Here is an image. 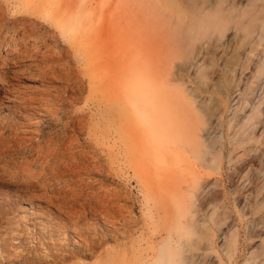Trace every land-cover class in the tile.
I'll return each mask as SVG.
<instances>
[{
	"label": "rangeland",
	"instance_id": "374dc122",
	"mask_svg": "<svg viewBox=\"0 0 264 264\" xmlns=\"http://www.w3.org/2000/svg\"><path fill=\"white\" fill-rule=\"evenodd\" d=\"M209 1L212 2L213 0ZM62 2H65L64 6L66 8L68 6V10L70 9L68 11L69 14L65 12L66 10H64ZM0 7H2L0 11H3L0 14L2 15L3 13V15H5L3 18L0 15V24H6L5 26L8 28L18 27L19 29L21 22L20 24L19 21L15 23L17 22L15 20L22 16L35 20L36 25L31 24V26H35L34 28L35 30L37 29V33L34 32L33 27H29V24L27 27L26 24H24V30H26L28 35L30 34L29 32H31L32 36L35 35L34 37L37 38V43L40 46L37 45L39 50L41 48V50L44 51L40 44L42 42H47L49 47L47 46L46 49L48 50V48H50L54 50H48L49 54H54L53 56L60 58V61L57 60L58 62L56 61L55 64H65L64 66L62 65V68L65 69L66 66V69H69V73L68 71L66 72V69L65 71L61 70L62 68L58 71L55 70L58 77L54 74L56 76L54 77L56 82L52 81L50 84V82L45 80V75L42 73L44 72L42 69L45 64L40 58L41 55L38 56L42 51L38 53L39 50L37 48L36 50L33 46H27L28 43L26 44L27 48L24 46L26 50L22 49L23 46H17L15 47L16 49H14L10 40L13 32L10 30H3V32H0V132L3 131L2 138L7 140L11 138V144L15 146L13 141H19L20 138L18 136L25 134L23 132H35L34 130H36L35 127L37 126L47 131V123L46 119H44L46 118V113L44 110L46 106L49 109L52 105L55 104L54 106H56V103H58V101L55 100V92L53 90L69 84L70 88H73V93L70 94L71 97L67 95V101L69 100L70 102H67L65 105L63 104L66 110L58 103L56 107H61V112L55 118H58L57 120L59 122L81 119L86 123V126L83 128L84 130L82 129L79 132L80 134L78 133L79 139H81L82 142L91 140L95 145L93 150H95V152L97 151L96 153H100L101 150L102 152L100 154L103 155L102 160L104 159V162L106 161V163H109L107 167L109 172L106 175H110L107 181L104 178L101 179V176L95 177L92 175V177H94L95 180L99 179V183L100 181H102L101 183L104 182L103 184L106 186L117 187V189L121 190L123 193L124 200L127 201V206L130 208L133 207V218L136 224L134 223L135 225H132L133 227H131L132 230L129 237L123 239L124 241L118 242H120V244H126L127 246L125 257L127 256L129 259L135 257L138 261L137 264H149L155 243L159 240L158 231L160 230L156 228V218L158 215L162 214L159 210H155L154 207L161 205L163 199L161 194L173 188H179L180 186L184 196L190 195L191 166L184 157V153V156H177L175 162L173 161L176 156H173L172 160V153L166 154L168 160L165 162L155 161L154 150L156 146L151 142V138L154 137L152 133L159 131L158 124L155 125L157 128L156 130L151 129L148 123H138V128L133 131L132 124L122 130V134L125 137L130 136L132 139V156L129 155L127 148L122 142V137L109 116V111L118 102L119 104H123L126 109H128V112L131 110L130 104L126 99L127 92L125 94L124 89L128 82L127 80L130 78L132 79V0H0ZM4 17H6V19ZM68 21L76 25L75 30L70 31L65 28L64 23ZM40 31L42 32V36H40ZM52 33L56 36L49 35ZM37 34L39 36L36 37ZM227 35H229V39L225 38L219 42L216 41L213 35H209L201 42L202 48L199 53V63H201V68H204L206 77V79H204V84H200L199 80L198 83H194L195 80L192 69L188 71V76L183 75L185 70L177 71L173 69L177 74V79L163 86L161 97L167 108V115L162 128H166L168 133L173 134L174 130L169 128L178 126L183 122L174 120L176 115L171 114L174 111L172 109L181 110L180 117L184 121H189L191 114L189 115L188 113L194 108L195 133L194 136L191 137L190 131L185 129L183 131L184 142L189 144L194 151H199L201 146L207 145L212 151H220V153L224 155L223 157H225L229 150L228 142L235 130V123L232 124V126H228L225 122L229 117L230 108L228 104L223 108L221 118L217 115V111L220 108H217L216 99L221 97L222 92L219 86L221 84L222 87H225V81L230 80L232 70L238 72L241 69L244 64L246 53L250 50V43L241 41L237 36L233 37L231 30L228 31ZM50 36H52V38ZM49 37L51 39H48ZM52 39L53 41H51ZM27 41L32 43L30 39ZM47 50L46 52H48ZM58 51L61 56L57 54L59 53ZM19 52L21 53L19 54ZM8 53L9 55H7ZM49 65L52 67L55 66L54 63L50 62ZM59 66L60 65L55 68L59 69L61 67ZM61 72L62 74L65 72L66 76V73H68L69 77H65L68 79L63 78L64 75L62 76ZM245 74H248V71H246ZM245 74L242 76L237 75V78L240 79L238 88L243 93L240 99L242 106L247 97L256 101L258 96L264 94V83L261 88H258L254 84H251L250 81L246 80ZM183 85L191 86L194 89L196 95L195 101L192 97L186 95ZM76 86H78V88ZM80 86L83 89H81ZM252 86L255 92L248 96L245 95ZM154 87H157L156 84ZM227 88L228 92H233L228 86ZM118 92L120 93V99L117 98ZM41 97L45 102V107L39 110V115L33 116L35 120L32 115L28 118L27 114L29 113L25 111L24 106H27L31 101H35L36 98L41 99ZM154 99L155 103L159 106L161 101L160 97L156 96ZM52 108L54 107L52 106ZM53 130H56V128ZM21 132L23 134H21ZM218 137H220V139ZM259 138L258 141L251 140V144L249 145L255 144L256 147L258 146V148H260V151H262V157L260 159L257 158V154L260 151L256 150L232 163H228L227 159L223 158V165L218 170L206 168L202 166L199 161L195 164L194 183L203 185L207 183L211 184V196L208 194L206 197L210 196L212 199H217L219 207H222L221 200L225 197L228 209L226 213L227 219L223 221L219 228L217 227L213 231L212 245L207 247L206 250L199 249L195 251L193 254L199 257L195 258L190 264H202V261H204V264H243L251 249L259 244L260 238L264 237L263 228L260 229L261 232H258V236H253V238H251V244H249V240L246 239L248 229L252 228L254 231L257 230L259 228L256 227L258 220H264V134ZM60 142L61 139L56 143L58 144ZM260 142L261 144L258 145ZM14 146L11 148L16 149L17 147ZM135 155H139L138 157H142L145 161L140 163L142 159L140 158L141 161H139L138 157H135ZM104 156H106L107 159ZM12 157L14 156H10L7 159L10 160ZM15 158L16 157L12 160H19L18 158L14 160ZM56 159L57 161L54 160L53 165L60 164V168L59 171H56L55 165L54 170L56 172L61 171L62 179H72V181L75 180L79 182L78 186L80 190H78L77 193L79 195L80 193L85 195H80L81 199H79L80 196L78 195L79 197L77 198V194H73L72 192L71 195L70 190L66 193L67 197L64 194L63 197L61 196L66 200V202H64L65 200L63 199L60 200L63 205L67 203L65 206L70 209L69 204H71V208L74 207L76 211H78V202L80 204H86V202L91 199V196H86L88 190L85 188L89 180L87 181V177L84 175L77 177V175L74 176L73 174L72 177L70 172L62 171L64 167L66 168V166L62 165V160L64 158L60 159L57 157ZM188 159L194 161L191 157ZM1 161L2 160H0V162ZM145 162L146 164H144ZM3 163H0L1 224L6 226L8 222L9 224L7 223V226H14L15 222L21 221L19 220L21 216H27L25 221L20 224V226L25 227L27 224H31L34 219L36 220L35 216L30 215L31 210H33L32 207L35 208L38 205H45L42 201H38L37 198L30 200V198L28 199V196L24 194L16 196L14 191L17 193L19 190L21 191L24 189V186L22 182H19L20 180L17 179L15 182L16 178H11V176L8 175V170L12 166H1ZM2 167L3 169L8 168L4 170L7 171L4 172L5 177H3ZM8 177L9 179H7ZM56 183H58V185H56ZM56 183L54 186L56 185L55 187H57L58 193V191L61 190L60 186L64 185V183ZM96 184L99 185L98 183ZM72 185H70V188ZM64 187L65 185L63 188ZM65 190L68 191L69 189L65 188ZM62 192H64V190ZM125 195H127L126 199ZM257 195L258 198L263 200L262 208L258 212L253 210L252 212H254V214L251 215L249 206L246 205L245 198L247 197L252 200L254 197H257ZM71 196L72 199L75 197L77 201H73L74 199L71 201ZM203 196L202 194L200 197ZM82 197H85V199L82 200ZM91 201L95 202L94 199H91ZM55 202L58 203V200H55ZM93 207L94 206H92V209ZM90 209L91 208L86 207L84 211L86 214L85 219L87 220L83 219L86 222L85 225H87V222H91L90 224L97 223L96 227H98V233L107 234V229L111 228L105 226L101 221L99 223V220L94 219L97 213H93L94 209L93 211ZM52 210L56 214L59 213L55 208H52ZM35 211L37 210H34V212ZM103 211L104 210L100 211L103 215L106 213L112 215L113 213L110 211ZM220 212L221 209L217 210L215 214L219 215ZM62 213L63 212L59 213V223L66 228L65 230L62 228L60 229H62L63 235L66 236V243L70 244L72 241L71 237L78 240V238L75 237V232L71 230L72 224L70 222L73 218H67L63 215L64 213ZM102 214L96 217H102ZM114 214L116 213L114 212L112 215L114 218L108 214L103 217H107L109 220L113 218L112 220L114 222L118 220L119 224L116 222V226L120 227L122 222L120 218L122 217L118 213L116 214L118 216ZM115 216L119 219L115 218ZM168 216L167 227L168 230L171 231L173 230L174 217L172 215ZM218 219L219 218L216 220ZM66 220L68 221L66 222ZM104 221L105 220H103V222ZM85 225H81L83 229L80 228L81 226L79 227L81 229L80 233H83ZM163 236L164 234H162V237ZM133 241L139 243V247H137L136 250H132ZM78 242L81 243L80 240H78ZM234 242L236 244L235 248L232 247ZM225 246H229L233 250V254L230 258L225 254V249H223ZM121 248L118 247L115 241L108 240L102 247L96 249L93 254L86 255L78 253L68 258L64 264H98L101 259L105 260L108 254L114 250H120ZM115 264L120 263L117 262Z\"/></svg>",
	"mask_w": 264,
	"mask_h": 264
},
{
	"label": "bare ground",
	"instance_id": "6f19581e",
	"mask_svg": "<svg viewBox=\"0 0 264 264\" xmlns=\"http://www.w3.org/2000/svg\"><path fill=\"white\" fill-rule=\"evenodd\" d=\"M64 3L65 2H62L63 6L65 5ZM65 8L64 6V10H66L65 12L67 13L70 9H67L68 6L66 9ZM1 12L3 11H0V13ZM67 14H69V12ZM1 16L3 18L5 15L2 13ZM4 18L6 19V17ZM15 21H17L15 23L19 21V24L21 22L19 29L18 27L8 28L5 26L6 24H0V32H3V30H10L13 32V35L10 37L12 43H10L13 44L14 49H16L15 47L17 46H23V50H26L25 47L27 48V46H33V48L35 47V49H38L39 45L36 40L37 38L34 37L35 35L32 36L31 32H29L31 35H28L26 30H24V24H26V27L28 24L29 27H33L31 24L36 25V21L23 16ZM42 26L40 27L43 28ZM64 26L70 31L75 30L76 27V25L70 23V21L64 23ZM33 30L37 33V29L35 30L34 28ZM229 30H231L233 37L237 36L241 41L249 42L250 50L246 53L244 64L241 69L238 72L232 70L230 80L225 81V87H222L221 84L219 86L222 92L221 97L216 99L217 108H220L217 111V115L221 118L223 108L228 104L230 108L229 117L225 122L228 126H232V124L235 123V130L228 142L229 150L225 157H223L224 155H222L220 151H212L207 145L201 146L199 151H194L189 144L184 142L183 131L185 129L190 131L191 137H193L195 133L194 108L188 113L189 115L191 114L189 121H184L180 117L181 110L172 109L174 111L171 114L176 115L174 120L183 122L180 124L178 123V126L169 128L174 130L173 134L168 133L166 128H162L164 125L163 122H165L164 120L166 119L167 108L161 97L163 86L177 79V74L173 69L177 71L185 70L183 74L185 76H188V71L192 69L195 80L194 83H198L199 80L200 84H204V79H206L204 68H201V63H199V53L202 48L201 42L209 35H213L218 42L225 38L229 39V35H227ZM39 33H41L40 36H42V32L40 31ZM49 35L56 36L53 33ZM37 36L39 35L37 34L36 37ZM52 36L50 37L52 38ZM50 37L48 39H51ZM28 39H30L32 43H29V41H27ZM53 39L51 41H53ZM27 43L28 45L26 46ZM263 43L264 0H213L212 2L209 0H132V79L130 78L127 80L128 82L125 86L126 90L124 89L125 94L127 92L126 99L130 104L131 110H129V113L128 109L118 102L109 111V116L122 137V142L127 148L129 155L132 156V139L130 136L125 137L122 134V130L132 124L133 131L138 128V123H148L151 129L156 130L157 128L155 125L158 124L159 131L152 133L154 137L151 138V142L156 146L154 150L155 161L165 162L168 160L166 154L172 153L171 159L173 160V156H176L173 161L175 162L177 156L180 157L185 154L184 157L191 166L190 195L184 196L179 186V188H173L168 192H163L164 194H161L163 196L161 205H155L156 207H154L155 210H159L162 214L158 215L156 218V228L160 230L158 231L159 240L155 243L149 264H190L195 258L199 257L193 254L195 251L199 249L206 250L207 247L212 245L213 231L217 227L219 228L223 221L227 219L226 213L228 206L226 198H222V207H219L218 200L210 198L211 184H195L194 167L197 161H199L200 164L206 168L218 170L223 165V158H226L228 163H232L253 151H260V148H258V146L256 147L255 144H249H251V140L258 141L260 139L259 137L264 134V94L258 96L256 101L247 97L242 106L240 99L243 93L238 88L240 79L237 78V75L242 76L248 71V74H245L246 80L250 81V83L254 84L256 87L261 88L264 83ZM40 45H42V49H44V51L41 50V48L40 50L38 49V53L42 51L38 56L41 55L40 58L45 64L42 69L44 72L42 73L45 75V80L51 84L52 81L56 82L54 77L58 75L55 70H60L65 64H55L60 58L53 56L54 54H49L48 50L52 49H46L48 46L47 42H42ZM46 50L48 52H46ZM20 53L21 52H19V54ZM57 54L59 55L60 52ZM7 55H9V53ZM59 56H61V54ZM49 62L54 63L55 66H50ZM58 65L61 67L59 66L60 68L56 69ZM66 68L65 66V69ZM65 69L62 68L61 70L65 71ZM68 70L66 69V72ZM71 70L73 71L72 68ZM68 73H66V76L65 72H63V74L61 72V75H64L63 78L69 77ZM54 74L57 75L55 76ZM155 84L157 87H154ZM227 86L233 91L232 93L228 92ZM76 87L78 88V86ZM81 89L83 88L81 87ZM183 89L186 95L192 97L195 101L196 95L194 89L188 85H183ZM72 90L73 88H70L69 84L54 89L55 100L64 107L67 102H70L69 100L67 101V95L70 96V94L73 93ZM254 92L255 90L252 86L245 95L248 96ZM156 96L160 97L161 100L159 106L155 103L154 97ZM117 98L120 99L119 92ZM58 103L56 104L58 105ZM44 105L45 102L41 97V99L36 98L35 101H31L27 106H24L25 111L29 113L27 114L28 118H30L31 115L32 117L39 115V110L45 107ZM54 105H52L54 108L51 106V108L48 109L46 106L48 110H44L46 113V118L44 119H46L47 131L37 126L39 122L37 120L35 132H23L25 134L21 132L23 135H21L22 137L18 136L20 138L19 141H13L17 147L16 149L11 148L14 146L11 144V138H8L10 141L2 138L3 131L0 132V160L4 162H0L1 164L3 163L1 166L11 165L12 167L8 170L9 174H7L10 175L11 178H16L15 182L17 179L20 180L19 182H22L24 186V189L21 191L19 190L17 193L14 191V194L16 196L20 194L27 195L30 200L37 198L38 201H42L45 205H38L35 208L31 206L33 210H31V212L29 211L30 215L35 216L36 220L34 219L31 224L26 223L27 226L25 227L20 226V224L25 221L27 216H21L19 219L21 221L15 222L14 226H7L8 222L6 226H3L0 220V264H64L68 258L78 253L86 255L93 254L96 249L102 247L108 240L115 241L118 247L122 248L117 251L114 250L106 256L105 260L101 259L98 264H115L117 262L120 264H137L138 261L135 257L132 259L127 258V256L125 257V250H127L126 244H120V242H118L129 237L132 230L131 227H133L132 225L136 224L133 218V207H131V209L127 206V201L124 200L123 193L121 190H118L117 187L106 186L103 184L104 182L101 183L102 181H100L99 183V179L95 180V178L92 177V175L95 177L101 176V179L104 178L107 181L110 175H106L109 172L107 168L109 163H106V161L104 162V159L102 160L103 155L100 154L102 152L101 150L100 153H96L97 151L95 152V150H93L95 145L90 139H88L90 140L88 142H82V140L79 139L78 133L86 126V123L83 122L84 120L76 119L59 122L57 120L58 118L56 119L55 117L61 112V107H56L57 105ZM54 128H56V130H53ZM218 138L220 139V137ZM59 139H61V142L57 144L56 142ZM260 144L261 142L258 145ZM136 155L135 157L139 156ZM10 156H14L19 160L13 161L12 159L14 157L8 160L7 158ZM57 157L60 159L64 158L62 160V165L66 166V168L61 166L63 168L62 171L70 172L72 177L73 174L74 176L77 175V177L80 175L87 177L89 183H87L85 187L88 190L86 196H91L90 198L92 200L94 199L95 202L91 201V199L88 200V202L85 201L86 204H80L78 202V211H76L74 207L71 208L72 205L69 204V202L70 209L65 206L67 203H65V205L62 204L60 200H65V198H62L63 194L66 196V193L70 190V193L77 194V198L80 195H85H82L80 192V195L77 193V191L80 190L78 186L79 182L75 180L72 181V179H62L61 171L56 172L59 171L60 168V164H55L56 166L53 165L54 160L57 161ZM104 157L106 158V156ZM190 157L194 161H190L188 159ZM261 157L262 151L257 154V158L260 159ZM16 158L14 160H17ZM140 158L142 159V157ZM140 158L138 157L139 161H141ZM143 161L145 160L142 159L140 163ZM144 164H146V162ZM54 166L56 171L54 170ZM6 169H3V177H5L4 172H7L4 171ZM9 177L7 179H9ZM56 182H63L65 185L64 188V185H61L63 189L60 186L61 190L58 189V193L57 187H55L58 185ZM55 183L56 185L54 186ZM70 185H72L71 188ZM65 188L69 190L66 191ZM63 190L64 192H62ZM84 190L87 191L86 189ZM202 194L204 196L200 197ZM208 194H210V196L206 197ZM81 196L79 199H81ZM126 196L127 195H125V199L127 198ZM75 197L73 200L71 196V201H77ZM83 199H85V197H82V200ZM55 200H58V203L55 202ZM245 201L246 205L249 206L251 215L254 214V212H252L253 210L258 212L262 208L263 200L258 198V195L252 200L246 197ZM64 202H66V200ZM92 206H94L93 209L96 207L93 213H97L96 215L94 214V219L99 220V223L101 221L105 226L111 228L107 229V234L98 233V227H96L97 223H94V225L90 224L91 222H87V225H85L86 222L83 220L86 218V214L84 213L85 208L89 207L92 209ZM52 208H55L59 213L63 212L64 214H62L67 218H73L70 222L72 224L71 230L75 232V237L78 238L81 243L74 239V237H71L72 241L70 244L66 243V236L63 235L61 231L62 229L65 230L66 227L61 226L59 223L60 215L59 213H54ZM220 209V214L216 215V211ZM34 210L37 211L34 212ZM102 210H104L103 212L110 211L111 213H118L122 217L120 218V221H122L120 225L121 228L116 226V222L119 224L117 220L119 218L116 217L118 215L114 214L116 215L115 218H117V221L114 222L112 220L114 218L112 216L113 213L112 215L106 213L113 217L109 220L107 217H103L106 214L104 213L105 215H103L100 212ZM65 213L68 216H66ZM99 214L103 216L96 217ZM168 215L174 217L173 230L171 231H169L167 227ZM217 218L219 219L216 220ZM103 220L105 221L103 222ZM67 221L68 220H66V222ZM82 224L85 225V228L83 233H80V228L83 229L81 226ZM256 227L259 228L255 231L252 228L248 229L246 239L249 240V244H251V238H253V236H258V232H261L260 229L264 228V220L259 219ZM162 234H164L163 237ZM235 246L236 244L234 242L232 247L235 248ZM137 247H139V243L133 241L132 250H136ZM223 249H225V254L230 258L233 254V250L229 246H225ZM201 263L204 264V261ZM243 264H264V237L260 238L259 244L255 248L251 249Z\"/></svg>",
	"mask_w": 264,
	"mask_h": 264
}]
</instances>
